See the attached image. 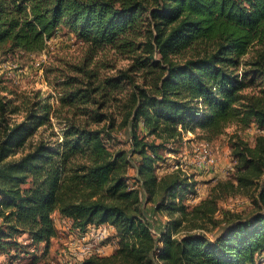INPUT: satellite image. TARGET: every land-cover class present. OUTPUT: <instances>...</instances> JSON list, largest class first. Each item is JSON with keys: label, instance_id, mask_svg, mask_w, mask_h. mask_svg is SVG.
<instances>
[{"label": "trees", "instance_id": "1", "mask_svg": "<svg viewBox=\"0 0 264 264\" xmlns=\"http://www.w3.org/2000/svg\"><path fill=\"white\" fill-rule=\"evenodd\" d=\"M62 30L91 54L111 49L137 63L105 79L92 62L67 63L78 75L58 79L57 104L37 93L20 122L9 114L21 107L0 93V262L38 264V251L60 237V215L73 229H116L111 254L80 264H254L264 253V0H0V57L41 53ZM117 113L131 130L130 151L108 143ZM253 123L262 133L253 146L236 136L233 155L257 211L235 213L214 240L175 236L190 218L182 202L193 185L181 169L159 175L166 154L184 131L213 141ZM130 155L140 158L137 185ZM141 190L172 217L159 237ZM194 210L206 219L217 206L205 199Z\"/></svg>", "mask_w": 264, "mask_h": 264}, {"label": "rangeland", "instance_id": "2", "mask_svg": "<svg viewBox=\"0 0 264 264\" xmlns=\"http://www.w3.org/2000/svg\"><path fill=\"white\" fill-rule=\"evenodd\" d=\"M83 61L92 62L91 68L98 69L104 79L118 75L120 71L129 70L135 62L137 63L129 54L117 53V51L111 49L99 51L96 55L91 54L89 46L82 43L73 34L66 33V30L60 31L49 40L47 49L41 53L32 56L10 55L0 57V93L8 99H14V103L22 109L17 114H9L10 122H20L24 119L25 102L32 100L37 93H40L41 98H46L52 94L54 96L52 102L57 104V95L61 91L60 88H57L58 79H62L64 74L68 73L78 75L68 69L67 63L79 64ZM136 73L138 74L136 71L131 72L132 75H136ZM142 77H137L139 83H142ZM126 86L124 95L132 89L129 84ZM3 88H6V90L1 92ZM111 102V108L116 112V102ZM117 111H119L118 108ZM115 115L117 124L108 136V143L114 150L130 151L131 130L130 128H121L119 126L121 116L119 113ZM101 125L103 126L104 123ZM61 127L55 122L57 133ZM49 133L50 131H47L46 135ZM260 133H262V130L255 123L246 129L232 125L226 129L224 134L213 141L203 140L189 130L183 132L182 141L175 146L177 152L166 154L167 160L160 164L161 166L158 168L159 175H162L177 169L175 168L176 164H182L183 170H181L184 176L187 177V182L193 185L190 187V189H193V193H189L184 201H181L187 207L188 212L191 213L190 218L183 222L180 233L175 236L181 238L187 234L197 233L204 234L214 240L226 227L228 221L235 218V213H239L242 217H248L257 211L254 188L239 187L237 160L233 155V149L234 143L237 141L236 136L241 137L248 145L253 146L257 135ZM206 143L211 146L214 161L210 165L206 163L205 166L200 168L197 164L195 165L193 159L196 151L203 148ZM186 153L188 154L187 159ZM20 156L21 153L10 159H18ZM130 158L133 165L129 170L130 183L137 185L136 166L140 158L138 155H130ZM141 192L147 219L153 228V233L159 237L161 232L165 231L168 223L172 221V217L167 212H157L154 203L146 201L144 190H141ZM205 199L215 200L217 211L206 219H200L196 217L194 209ZM179 201L177 199L178 203ZM177 216L179 215L177 214ZM59 225L61 227L65 226L63 223L60 224V221ZM64 239L65 237L60 234V237L52 242L48 251L41 248L38 251L40 257L38 264H66V262H60L59 260L64 248ZM108 240L106 245L113 247L114 251L116 248L114 237ZM30 261L24 259L20 264H30ZM155 264L163 263L156 260ZM254 264H264V253L256 256Z\"/></svg>", "mask_w": 264, "mask_h": 264}, {"label": "built area", "instance_id": "3", "mask_svg": "<svg viewBox=\"0 0 264 264\" xmlns=\"http://www.w3.org/2000/svg\"><path fill=\"white\" fill-rule=\"evenodd\" d=\"M188 154L186 153V159ZM214 161L213 153L209 143L196 151L193 162L200 168L210 165ZM177 169L183 170V165L176 164ZM65 225H59L60 234L65 237L64 248L60 254V262L66 264H80L85 259L95 255H105L106 245L103 243L111 237L116 236V229L109 223L89 225L85 230L73 229L71 221L63 220ZM0 264H16L1 261Z\"/></svg>", "mask_w": 264, "mask_h": 264}, {"label": "crops", "instance_id": "4", "mask_svg": "<svg viewBox=\"0 0 264 264\" xmlns=\"http://www.w3.org/2000/svg\"><path fill=\"white\" fill-rule=\"evenodd\" d=\"M57 219L60 220V222H61L60 215H57ZM112 251H113V247H110V246L107 245L106 246V253L110 254V253H112ZM3 258H4V256H1L0 260H2Z\"/></svg>", "mask_w": 264, "mask_h": 264}]
</instances>
